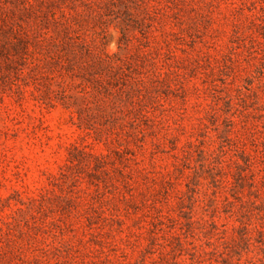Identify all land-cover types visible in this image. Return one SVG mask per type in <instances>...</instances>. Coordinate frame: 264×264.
I'll return each instance as SVG.
<instances>
[{
	"label": "rangeland",
	"instance_id": "rangeland-1",
	"mask_svg": "<svg viewBox=\"0 0 264 264\" xmlns=\"http://www.w3.org/2000/svg\"><path fill=\"white\" fill-rule=\"evenodd\" d=\"M0 264H264V0H0Z\"/></svg>",
	"mask_w": 264,
	"mask_h": 264
}]
</instances>
